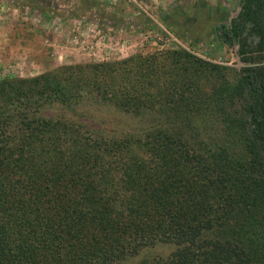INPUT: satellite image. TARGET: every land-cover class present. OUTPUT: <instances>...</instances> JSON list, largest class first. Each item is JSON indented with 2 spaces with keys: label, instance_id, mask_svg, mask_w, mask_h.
Listing matches in <instances>:
<instances>
[{
  "label": "trees",
  "instance_id": "1",
  "mask_svg": "<svg viewBox=\"0 0 264 264\" xmlns=\"http://www.w3.org/2000/svg\"><path fill=\"white\" fill-rule=\"evenodd\" d=\"M239 2V67L170 47L0 78V264H264V63L239 28L264 50V0Z\"/></svg>",
  "mask_w": 264,
  "mask_h": 264
},
{
  "label": "rangeland",
  "instance_id": "2",
  "mask_svg": "<svg viewBox=\"0 0 264 264\" xmlns=\"http://www.w3.org/2000/svg\"><path fill=\"white\" fill-rule=\"evenodd\" d=\"M240 10L239 0H0V78L170 47L239 67L229 38ZM239 28L245 50L264 63L251 24Z\"/></svg>",
  "mask_w": 264,
  "mask_h": 264
},
{
  "label": "water",
  "instance_id": "3",
  "mask_svg": "<svg viewBox=\"0 0 264 264\" xmlns=\"http://www.w3.org/2000/svg\"><path fill=\"white\" fill-rule=\"evenodd\" d=\"M239 8H240V6H239ZM239 8H238V9H239ZM233 15H234V13L231 14V16H233Z\"/></svg>",
  "mask_w": 264,
  "mask_h": 264
}]
</instances>
